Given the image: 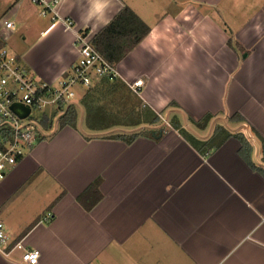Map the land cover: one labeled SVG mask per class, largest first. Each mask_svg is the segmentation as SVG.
I'll return each instance as SVG.
<instances>
[{
    "label": "crops",
    "instance_id": "1",
    "mask_svg": "<svg viewBox=\"0 0 264 264\" xmlns=\"http://www.w3.org/2000/svg\"><path fill=\"white\" fill-rule=\"evenodd\" d=\"M16 2L14 20L0 17L4 35L33 19L22 10L30 1ZM125 7L151 31L116 65L115 84L130 89L136 113L164 114L179 128L128 144L112 137L127 126L89 128L85 108L76 128L58 127L0 183V219L40 252L39 264H264V176L254 168L264 169V0H59L61 20L40 36L47 17L33 47L14 54L56 85L78 60V34L93 38ZM97 82L79 88L73 106ZM206 114V129L191 122ZM220 120L232 136L212 151L183 135L209 141ZM236 134L251 145L252 166ZM42 177L51 183L39 196L45 187L29 182ZM0 264L24 263L15 252Z\"/></svg>",
    "mask_w": 264,
    "mask_h": 264
},
{
    "label": "built area",
    "instance_id": "2",
    "mask_svg": "<svg viewBox=\"0 0 264 264\" xmlns=\"http://www.w3.org/2000/svg\"><path fill=\"white\" fill-rule=\"evenodd\" d=\"M30 1L40 9L43 18H51V25L40 32V36H45L61 20L56 13L59 0ZM3 26L11 30L14 23L4 21ZM76 44L78 60L56 85L41 79L7 48L0 49V183L47 136L54 122L58 123L74 105L79 88H89L103 79L111 82L120 79L117 66L96 49L90 34H78ZM142 84L139 80L130 87L137 92ZM53 108L55 110L51 111ZM28 109L29 114L22 117ZM45 118H48L49 129L44 125ZM163 121L167 127H172L164 118ZM15 252L21 253L24 264H39L40 252L13 239L0 219V256L9 258Z\"/></svg>",
    "mask_w": 264,
    "mask_h": 264
},
{
    "label": "trees",
    "instance_id": "3",
    "mask_svg": "<svg viewBox=\"0 0 264 264\" xmlns=\"http://www.w3.org/2000/svg\"><path fill=\"white\" fill-rule=\"evenodd\" d=\"M151 28L145 24L129 7H125L115 18L114 20L97 33L92 38V43L96 49L102 53V55L114 65L120 63L129 53H131L150 33ZM230 45L233 46L232 41ZM236 49L240 50V46H236ZM101 82H105L111 85V92H115L118 89V86L115 82L103 79ZM109 85V86H110ZM87 124L89 128L92 129H107L110 124H118L121 126H138L140 124H149L153 125L157 123L160 119L159 114H156L153 111L145 110L142 115H130V111H117L112 110L106 111L104 106L96 107L87 105ZM138 117V118H136ZM213 115L206 114L199 120L191 119V122L194 123L200 129H206L208 123L211 121ZM48 118H45L44 125L47 129L50 128ZM78 119V110L75 106H71L66 114L60 119L59 126L64 128L66 126H72L73 128L77 127ZM241 117L234 116L232 120H240ZM174 128H179L180 124L177 119H173L170 123ZM160 131H144L135 134L129 135H114L113 138L124 140L126 143L131 144L134 140L140 135H154L157 136ZM183 135L186 139L190 140L194 146H196L201 152L212 151L214 148H217L224 144V142L232 136L224 127L219 126L212 138L209 141L202 142L191 134L183 130ZM235 137L241 143V156L251 165V145L243 136V134H236ZM263 151H264V140H263ZM252 166V165H251ZM256 171L260 172L264 176V169L254 167ZM96 191V185L90 186L84 195L90 194L91 192ZM89 206L88 209H90Z\"/></svg>",
    "mask_w": 264,
    "mask_h": 264
},
{
    "label": "rangeland",
    "instance_id": "4",
    "mask_svg": "<svg viewBox=\"0 0 264 264\" xmlns=\"http://www.w3.org/2000/svg\"><path fill=\"white\" fill-rule=\"evenodd\" d=\"M15 3H17L15 0H0V17L4 16L7 13L4 17H11L14 20V17L10 15L11 13L10 7ZM30 3L31 4L25 3L22 5V10L26 11L29 16L33 17V19H31V21H29L28 24L23 25V26L17 25V27L13 30V32L9 33L8 31H6L5 35L0 30V45L2 44L3 46H5L11 53L15 52V53L22 55L27 49H31L33 47L32 45L34 41L32 39L34 37L36 38L39 30L42 27H46L49 25V19L43 18L41 15H39L40 9L36 5H34L31 1ZM23 36L26 37V40L24 39L25 37ZM101 81L102 80L96 83L95 86L97 89L94 88V90L92 89L91 92H89L88 90H84V91L81 90V94L79 95V99L77 101L78 118L83 119V116H85L84 109L86 108L88 104L91 106H95V105L104 106V109L106 111H109V110H112L114 112L130 111L131 112L130 115L134 114L135 116L136 114L142 115L144 113V110L136 113L137 108H139V106H136V101L133 100V95H131L130 89L128 88L125 89V88H121L118 86L119 90L117 89V91L111 92L109 91L111 85L105 82H101ZM52 110H55V108L51 109V111ZM159 116L162 119H159L158 123H156L153 126L147 123L146 124L144 123L138 126H133L131 128L122 127L123 128V129L121 128L122 131H117L116 133H121L120 135H126V134H132V133L135 134V133H140V132L150 131V130L157 131V130H160L163 126L167 125L163 121V118L166 120L167 123H171L173 120V118H169L164 114L163 115L159 114ZM181 120L183 119L181 118ZM221 124H225L223 120H220L215 124L211 133L214 134L215 130L219 126H221ZM58 127L60 126L55 121L52 128L48 130L46 138L55 134ZM168 128H172V127H168ZM29 183L31 184L38 183V184L43 185V187H45L44 188L45 191L42 190L39 193V196H43L44 194L46 195L47 193L46 190L48 189L47 187L48 185H50L51 181L49 179L45 180L42 177L41 179H38V180L36 178L33 180L32 178L31 182ZM17 201L14 204V208H18L19 206L23 205V202H24L23 199L20 198V200H17Z\"/></svg>",
    "mask_w": 264,
    "mask_h": 264
},
{
    "label": "water",
    "instance_id": "5",
    "mask_svg": "<svg viewBox=\"0 0 264 264\" xmlns=\"http://www.w3.org/2000/svg\"><path fill=\"white\" fill-rule=\"evenodd\" d=\"M29 112H30V110L28 109V110H27V113H26V114H24L22 117H25V116H27V115L29 114Z\"/></svg>",
    "mask_w": 264,
    "mask_h": 264
},
{
    "label": "clouds",
    "instance_id": "6",
    "mask_svg": "<svg viewBox=\"0 0 264 264\" xmlns=\"http://www.w3.org/2000/svg\"><path fill=\"white\" fill-rule=\"evenodd\" d=\"M205 39H207V38H205Z\"/></svg>",
    "mask_w": 264,
    "mask_h": 264
}]
</instances>
